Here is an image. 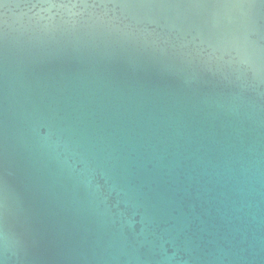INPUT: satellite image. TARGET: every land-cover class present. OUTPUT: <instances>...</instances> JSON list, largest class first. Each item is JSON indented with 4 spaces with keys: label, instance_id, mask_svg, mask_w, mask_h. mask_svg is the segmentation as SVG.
I'll return each mask as SVG.
<instances>
[{
    "label": "water",
    "instance_id": "1",
    "mask_svg": "<svg viewBox=\"0 0 264 264\" xmlns=\"http://www.w3.org/2000/svg\"><path fill=\"white\" fill-rule=\"evenodd\" d=\"M0 264H264V0H0Z\"/></svg>",
    "mask_w": 264,
    "mask_h": 264
}]
</instances>
